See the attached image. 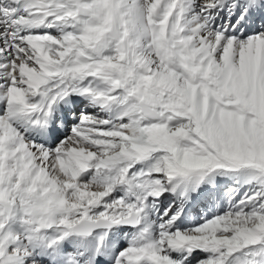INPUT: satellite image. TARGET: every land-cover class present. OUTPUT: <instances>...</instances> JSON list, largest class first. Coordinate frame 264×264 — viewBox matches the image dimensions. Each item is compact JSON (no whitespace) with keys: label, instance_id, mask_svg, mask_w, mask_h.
<instances>
[{"label":"snow or ice","instance_id":"6c2138e0","mask_svg":"<svg viewBox=\"0 0 264 264\" xmlns=\"http://www.w3.org/2000/svg\"><path fill=\"white\" fill-rule=\"evenodd\" d=\"M0 264H264V0H0Z\"/></svg>","mask_w":264,"mask_h":264}]
</instances>
